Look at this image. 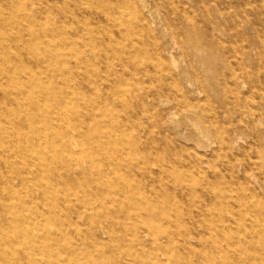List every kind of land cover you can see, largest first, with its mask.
I'll list each match as a JSON object with an SVG mask.
<instances>
[{"label":"rangeland","instance_id":"rangeland-1","mask_svg":"<svg viewBox=\"0 0 264 264\" xmlns=\"http://www.w3.org/2000/svg\"><path fill=\"white\" fill-rule=\"evenodd\" d=\"M0 8V264H264V0Z\"/></svg>","mask_w":264,"mask_h":264},{"label":"bare ground","instance_id":"bare-ground-1","mask_svg":"<svg viewBox=\"0 0 264 264\" xmlns=\"http://www.w3.org/2000/svg\"><path fill=\"white\" fill-rule=\"evenodd\" d=\"M100 2V1H99ZM29 5L30 6H32L33 7V5H34V3H32V2H29ZM15 5H13V7H14ZM24 8V7H23ZM2 8H0V10H1ZM15 10L16 11H18V9H17V7L15 6ZM24 16L26 17V18H28V19H30V18H33V16H35L33 13H31L30 11H28L27 9H25L24 8ZM4 18V17H3ZM24 21V20H23ZM9 23V22H8ZM26 32H27V30H26ZM51 33H53V31H51ZM132 38V37H131ZM92 41V40H91ZM13 42V41H12ZM2 45V44H1ZM124 53V52H123ZM124 55V54H123ZM35 56V55H34ZM52 56V55H51ZM84 56H85V54H84ZM126 58V57H125ZM112 61V60H111ZM93 62V61H92ZM107 63H109V62H107ZM110 65V64H109ZM113 65V64H112ZM135 66V65H134ZM156 76V75H155ZM8 79V78H7ZM138 79V78H137ZM22 80H23V78H22ZM8 82H10V80L8 81ZM22 83V82H21ZM17 84V83H16ZM19 84V83H18ZM24 85H25V83H24ZM83 87V86H82ZM85 87L87 88V85H85ZM84 88V87H83ZM89 88V87H88ZM26 91V90H25ZM8 92H10V91H7V93ZM78 103V102H77ZM17 115V114H16ZM20 115V114H19ZM20 117V116H19ZM8 123V122H7ZM22 124H24L23 122H22ZM26 124V123H25ZM24 124V125H25ZM27 126H28V124H27ZM26 131H28V129L26 130ZM75 134L74 136L72 135V134ZM2 134H3V132H2ZM10 135V134H9ZM78 135V133H77V131L74 129L73 131H71V132H69V133H66V137L62 140V147H63V149L64 150H66V151H70V149H72V148H75L76 146H77V143H76V136ZM36 145V144H35ZM31 146V145H30ZM134 147V146H133ZM81 148V147H80ZM42 151V150H41ZM47 152V151H46ZM38 153V152H37ZM9 154V153H8ZM74 154V153H73ZM11 155V154H10ZM14 155H16V154H14ZM59 158V157H58ZM57 158V159H58ZM58 161H60V160H58ZM33 163V162H32ZM142 163V162H141ZM95 180V179H94ZM119 185V184H118ZM131 199V198H130ZM133 204V203H132ZM122 208V207H121ZM31 220V219H30ZM25 225V224H24ZM150 231H152V230H150ZM127 235V234H126ZM166 236V235H165ZM116 237V236H115ZM189 241V235H188V233H186L185 235H182L181 236V242H184V243H186V242H188ZM126 242H128V241H126ZM153 242H156L155 241V239H153ZM157 243V242H156ZM137 246V245H136ZM158 246H160L159 244L158 245H156L155 247H154V249H155V251L156 252H158V253H162L161 252V248L160 247H158Z\"/></svg>","mask_w":264,"mask_h":264}]
</instances>
